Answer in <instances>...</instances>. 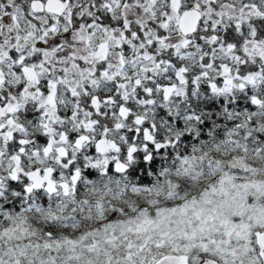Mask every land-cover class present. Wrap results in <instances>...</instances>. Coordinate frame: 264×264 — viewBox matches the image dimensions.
<instances>
[{"label": "snow or ice", "instance_id": "1", "mask_svg": "<svg viewBox=\"0 0 264 264\" xmlns=\"http://www.w3.org/2000/svg\"><path fill=\"white\" fill-rule=\"evenodd\" d=\"M0 264H264V0H0Z\"/></svg>", "mask_w": 264, "mask_h": 264}]
</instances>
